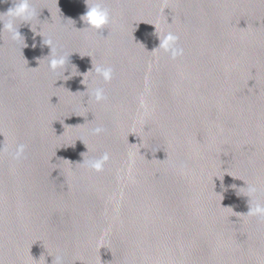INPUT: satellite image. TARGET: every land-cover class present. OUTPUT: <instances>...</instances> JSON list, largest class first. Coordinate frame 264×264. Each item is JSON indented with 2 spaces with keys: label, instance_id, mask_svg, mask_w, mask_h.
<instances>
[{
  "label": "water",
  "instance_id": "obj_1",
  "mask_svg": "<svg viewBox=\"0 0 264 264\" xmlns=\"http://www.w3.org/2000/svg\"><path fill=\"white\" fill-rule=\"evenodd\" d=\"M87 3L31 0L25 44L0 32V264H264V0Z\"/></svg>",
  "mask_w": 264,
  "mask_h": 264
},
{
  "label": "clouds",
  "instance_id": "obj_2",
  "mask_svg": "<svg viewBox=\"0 0 264 264\" xmlns=\"http://www.w3.org/2000/svg\"><path fill=\"white\" fill-rule=\"evenodd\" d=\"M7 2L8 0H0V3ZM38 15L37 11L31 5V0H12V6L9 7L6 13H0V25H2L0 32L7 31L13 42L19 43L22 40L25 44L24 37H22L19 33L18 27L22 23L31 24L34 19H37ZM81 20L87 25V28L94 29L98 33L110 23L111 16L109 10L105 8L102 3L97 2L91 5L87 3V11L83 16H81ZM165 40L169 42L168 48L165 50L170 53L173 59L182 54V49L177 48V41L179 40L178 36L169 32L166 34ZM43 42L51 48V54L48 56L50 57L48 60L49 68L52 71L64 69L68 58H66L64 54L59 51L54 52L55 46L50 38L46 41L44 40ZM94 71L96 75L105 83L111 81L113 69L110 66L98 65ZM88 98L96 103H100L107 99L105 90L102 87H96L89 94ZM104 131L105 129L103 127L97 126L90 130V134L93 136H99ZM24 148V145H19L16 152L12 155V159L15 161L21 160ZM108 159L109 154L104 153L98 158L90 159L87 162L83 161V163H86V166L92 171H100L103 169V165L106 161H108ZM245 188L247 193L246 197H248L250 205V209L246 215L264 218V203H262L259 199V189L255 185H247ZM55 264H64L63 256L58 255L55 258Z\"/></svg>",
  "mask_w": 264,
  "mask_h": 264
}]
</instances>
